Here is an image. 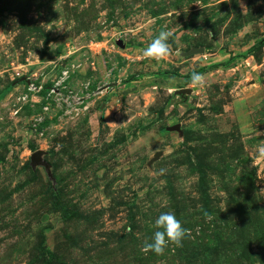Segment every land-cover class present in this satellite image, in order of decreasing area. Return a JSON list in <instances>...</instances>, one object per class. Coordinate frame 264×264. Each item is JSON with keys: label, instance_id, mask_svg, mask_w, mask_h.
<instances>
[{"label": "rangeland", "instance_id": "obj_1", "mask_svg": "<svg viewBox=\"0 0 264 264\" xmlns=\"http://www.w3.org/2000/svg\"><path fill=\"white\" fill-rule=\"evenodd\" d=\"M262 39L264 0H0V264H264ZM63 71L85 108L29 91Z\"/></svg>", "mask_w": 264, "mask_h": 264}, {"label": "clouds", "instance_id": "obj_2", "mask_svg": "<svg viewBox=\"0 0 264 264\" xmlns=\"http://www.w3.org/2000/svg\"><path fill=\"white\" fill-rule=\"evenodd\" d=\"M237 2L239 3V0ZM172 35L170 30L160 31L143 50V56L149 59L162 60L169 54L167 41ZM191 83L196 87L202 86V76L194 73L191 76ZM154 226L157 230L152 233L151 242L145 243L143 251H152L157 255L163 254L169 244L181 246L188 234V230L182 226L181 221L172 212H161L155 219Z\"/></svg>", "mask_w": 264, "mask_h": 264}, {"label": "built area", "instance_id": "obj_3", "mask_svg": "<svg viewBox=\"0 0 264 264\" xmlns=\"http://www.w3.org/2000/svg\"><path fill=\"white\" fill-rule=\"evenodd\" d=\"M69 79V72L63 71L62 76L56 80L53 86H50L46 91L49 96L54 97L56 102H61L62 105H67L69 109H74L77 107L85 108L86 103L89 99L87 96H81L80 92L72 90L68 87L67 81ZM27 86L29 91L35 92L36 94H41L42 91L45 92V86L37 84L35 81L31 82L30 79L27 80ZM88 89V85L85 86V90ZM49 90V91H48Z\"/></svg>", "mask_w": 264, "mask_h": 264}, {"label": "water", "instance_id": "obj_4", "mask_svg": "<svg viewBox=\"0 0 264 264\" xmlns=\"http://www.w3.org/2000/svg\"><path fill=\"white\" fill-rule=\"evenodd\" d=\"M121 45L124 47V45L121 43ZM203 50L202 49H196V48H193L189 53L188 55H193V54H197V53H202ZM181 93L185 94V93H189V91L185 90V91H182ZM169 130H173V131H179L180 128L179 126H176L175 128H168ZM42 155V152L41 151H37L35 152L33 155H32V158H31V162H32V165L35 166L36 164H40L42 163L44 166H45V169L46 171L48 172V175L50 176V172H49V168H48V164L46 162H43L39 157ZM157 156L154 158V160H156L160 155L161 153H157L156 154Z\"/></svg>", "mask_w": 264, "mask_h": 264}, {"label": "trees", "instance_id": "obj_5", "mask_svg": "<svg viewBox=\"0 0 264 264\" xmlns=\"http://www.w3.org/2000/svg\"><path fill=\"white\" fill-rule=\"evenodd\" d=\"M260 42H264V40L262 39ZM259 44H260V43H259ZM259 44H256L254 47H252V48L249 50V52H253V51L257 48V46H258ZM227 63H229V62H227ZM219 66H221V64H217V65L211 66V67L208 68V69H201V70H199V71L192 72L191 74H189L188 76H186L185 79H191V76H192L194 73H198V74H200V75L206 74L207 71H210V70L216 69V68H218ZM134 80H136V78H135V77H132V78H130L129 81L131 82V81H134ZM129 81H126V83L129 82ZM48 88H49V85L45 88V92H44V93H47L46 90H47ZM10 89H11V87H8L6 90H4V91L2 92V94H1V97H4L5 94H7V93L9 92Z\"/></svg>", "mask_w": 264, "mask_h": 264}]
</instances>
